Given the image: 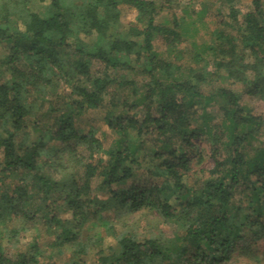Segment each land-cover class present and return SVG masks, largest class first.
<instances>
[{"label":"trees","instance_id":"obj_1","mask_svg":"<svg viewBox=\"0 0 264 264\" xmlns=\"http://www.w3.org/2000/svg\"><path fill=\"white\" fill-rule=\"evenodd\" d=\"M31 1L0 0V183L22 181L7 202L0 191V207L13 206L24 224L37 216L27 215L31 202L49 212L44 224L60 228L53 246L74 241L75 255L113 238L96 262L73 264H227L245 230L263 238L264 117L241 99L264 100V0H249L245 13L239 0H220L225 12H195L200 24H214L200 42L190 35L188 11L158 21L171 0H37V11ZM123 7L134 12L125 30ZM212 82L242 92L220 85L204 92ZM212 103L221 117L211 127ZM98 124L112 133L107 145ZM201 134L213 166L194 177L193 141ZM143 208L165 221L184 212L181 232L163 247L155 236L116 231L122 210ZM67 211L75 227L60 217ZM91 219V228L75 231ZM25 230L10 228L9 238ZM2 240L0 264H38L35 242L9 255Z\"/></svg>","mask_w":264,"mask_h":264},{"label":"rangeland","instance_id":"obj_2","mask_svg":"<svg viewBox=\"0 0 264 264\" xmlns=\"http://www.w3.org/2000/svg\"><path fill=\"white\" fill-rule=\"evenodd\" d=\"M74 2L79 3L78 0H75ZM40 6L41 5L38 4L37 0H32L29 4V8L33 11H37ZM219 7L225 12V6L221 4L220 0H171V4L169 6L170 9L162 12L161 16L158 18V21L171 19L173 14H175L177 17H183L185 11H188L190 17L185 16V19L186 22H189L188 27H190L191 29L190 35H193L197 39V41L200 42L202 39H205L204 33L213 30L214 24L213 22H208L207 19V25L200 24L198 18H196L197 16H193V14L195 12H199V10H201L202 8L210 10L211 12H216V9H218ZM237 8L240 9L241 13H245L246 11H248L249 0H239ZM133 21L134 12L127 9L126 7H123L121 11V29L125 30V28ZM197 27V30L199 31L195 30ZM192 39H190L189 41H191ZM183 46L187 47V44L184 43ZM155 49L161 55H164L165 57L169 56L167 49L161 43L156 42ZM5 52L6 48L0 47V56H2ZM189 57V55H186L184 58V62H188ZM98 68V65L94 66V70ZM210 70H212V66L208 67V71ZM128 76L131 77L130 74ZM219 85L230 88L240 94L242 92V88L240 86H231L225 82H212V84H209L207 88L204 89V92H214ZM130 94L131 90H126L124 92L120 91L117 96L126 97ZM111 100L112 98L110 97V95H105L102 101V105L105 108H109V103L111 102ZM241 105L250 109L252 113L262 115L264 117V100L251 98L249 96H243L241 99ZM218 107V104L212 103L207 108V112L210 116L213 117V121L210 123L211 127L215 123H217L219 118L221 117V113L219 112ZM91 114L92 117L98 119L100 117V114L98 112H93ZM85 119L86 116H82L81 120ZM75 124L79 128V130H87L88 128L83 124V122L80 121H75ZM95 128L96 135L101 137V139L107 145L111 140L112 133H110L106 129V127H100L99 124L96 125ZM193 143L196 145V151L191 156V174H194L191 176L199 177L200 171L202 169H210L213 166V160L210 156L209 137L207 136V134H201L199 135V137L194 139ZM1 157L2 154L0 152V159ZM142 168H147V165L143 164ZM141 170H139V174L141 173ZM193 180L194 178H191V181ZM16 181V183H12L10 181H4L3 183H0V191L5 195L4 202H7V200L15 194L13 190L16 186L22 185V181H20V178H18ZM31 194H33L32 191ZM53 198L54 200L57 199L58 194H54ZM31 203H29L30 205L28 204L29 208L27 215L36 213L37 216L36 218H34L35 220H30V222H27L26 224L21 223L19 218L14 215V213L12 212L13 206L11 207L9 205L10 208L0 207V237H3L2 244L7 254L15 255L26 250L28 251L29 245L35 242L38 245L41 253V256L38 257V264H73L74 261L78 260L94 263L99 257V251L101 248L114 246V240L110 235H107L103 240V246H91L84 256L73 254V250L75 247L74 241L65 242L61 247L53 246L54 241L57 240L56 235H58L60 228L57 227L50 230L47 225L44 224L42 218H50L51 214L49 212H43L42 210L35 211L34 209L37 207ZM60 209L61 207H58V210ZM60 217L65 219L68 222V225L71 227H75L78 224L73 220L71 211L63 212ZM99 217L100 215L97 217L96 221L100 222V219H98ZM185 220L186 218L184 216V212H180L173 219L165 221L163 216H161L156 211L143 208L139 211L128 213H125L124 210H122L119 216L115 217L113 226L118 232L131 231L133 233H136L137 238L155 236L160 240V244L164 247L166 244V240H169L170 242L173 241L176 237V234L181 232L180 228L184 225ZM93 223L95 222H93L92 219L88 220L85 224L80 225L78 229L75 228V231H87L89 228H91ZM10 228H25L26 230L21 231L18 235V238L16 237V239H14L13 237L9 238L10 234L8 233V229ZM242 237L243 238L239 239L238 241V246L236 247V250L234 252V258L227 264H264V237L254 239L249 230H245ZM246 246H249V250L246 252L247 254L242 249ZM164 262L167 263L168 261ZM178 263H180V261H174V264Z\"/></svg>","mask_w":264,"mask_h":264}]
</instances>
